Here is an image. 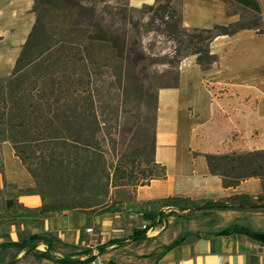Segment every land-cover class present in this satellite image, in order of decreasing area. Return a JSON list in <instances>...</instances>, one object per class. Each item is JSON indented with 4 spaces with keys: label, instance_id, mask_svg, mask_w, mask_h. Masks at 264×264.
Masks as SVG:
<instances>
[{
    "label": "crops",
    "instance_id": "crops-1",
    "mask_svg": "<svg viewBox=\"0 0 264 264\" xmlns=\"http://www.w3.org/2000/svg\"><path fill=\"white\" fill-rule=\"evenodd\" d=\"M155 1L130 0V5ZM258 2V26L214 36L208 48L217 58L210 68H201L196 55L189 54L179 61L173 85L157 89L154 154L156 162L165 166L166 177L134 190L127 186L112 189V197L123 204L121 211L93 215L50 211L36 221L24 216L11 222L0 218V243L36 234L51 243V249L43 241L34 246L39 251L48 249L50 259L31 254L25 262L23 250L9 264L80 261L94 247L110 264H264V237L221 232L237 226L264 234V208L184 209L156 224L137 209L142 202L166 196L216 201L262 194L256 177L224 186L220 176L210 172L205 158L206 153L264 149V0ZM34 3L0 0V81L11 72L29 35L36 17ZM229 4L226 0H181L182 25L214 28L236 21L238 15L230 12ZM0 159V190L6 184L33 186V178L8 141L0 144ZM15 202L29 208L41 204L36 193L21 194ZM86 227L93 231L87 233Z\"/></svg>",
    "mask_w": 264,
    "mask_h": 264
},
{
    "label": "trees",
    "instance_id": "trees-1",
    "mask_svg": "<svg viewBox=\"0 0 264 264\" xmlns=\"http://www.w3.org/2000/svg\"><path fill=\"white\" fill-rule=\"evenodd\" d=\"M226 1L257 15L261 12L258 0ZM34 2L36 17L29 35L11 72L0 81V144L8 141L13 146L15 155L33 178V186L17 188L7 184L13 193L0 207L3 210L0 218L11 222L24 216L36 221L50 211L88 215L121 211L123 204L112 197V189L127 186L134 190L152 179L166 177L165 166L155 160V137L148 149H140L138 157L128 162H114L108 155L105 136L110 134L107 114L112 107L103 98L124 71L126 35L114 32L101 12L97 14L94 7L77 0ZM119 9L118 5H104L102 11L111 17V24L117 15L124 24L126 16ZM148 9L154 10V18L162 19L166 31L177 41L175 54L181 56L179 61L194 54L203 69L210 68L217 58L208 48L214 36L251 28L238 20L214 28H185L177 23L181 16L173 20L176 11L171 0L166 3L156 0ZM165 16L173 21H166ZM205 158L210 172L220 176L224 186L256 177L261 181L262 194L256 198L234 195L216 201L166 196L140 203L137 209L144 218L155 223L164 206L170 207L171 214L173 208H264V149L206 153ZM2 169L0 159V173ZM35 193L41 201L36 208L15 202L21 194ZM235 231L264 237L237 226L221 232ZM37 241L48 243L51 249L43 234L0 243V264L12 263L10 259L23 250L35 258L50 259L48 249H34ZM61 262L81 264L83 261L66 258Z\"/></svg>",
    "mask_w": 264,
    "mask_h": 264
},
{
    "label": "rangeland",
    "instance_id": "rangeland-1",
    "mask_svg": "<svg viewBox=\"0 0 264 264\" xmlns=\"http://www.w3.org/2000/svg\"><path fill=\"white\" fill-rule=\"evenodd\" d=\"M77 1L94 7L97 14L101 12L106 17V23L111 25L114 32L126 35L128 48L123 61L124 71L120 80L111 89L105 91L103 99L112 107L107 114L110 134L105 136L108 155L114 162H128L138 157L137 153L140 149L144 147L148 149L154 141L157 117L156 91L161 86L173 85L175 82L181 57L175 54L178 43L166 31L162 19L154 18V10L148 9V5H153L156 1L135 7L130 5V0ZM159 1L167 2V0ZM180 3L181 0H171V5L176 11L173 20L181 16ZM104 5L120 6L118 12L126 16L125 23L123 24L119 19L120 15H117L114 23L111 24V17L102 11ZM229 10L238 15L240 24L250 27L259 25V16L251 10L236 3L229 4ZM165 19L169 22L173 21L168 20L166 16ZM177 23L182 25L181 20ZM3 188L0 190V207H3L7 197H11L13 193L9 185L6 184ZM173 209L172 214H176L179 210ZM169 210L170 208L161 209L153 224L160 223L168 215H172ZM1 213H3L2 209H0ZM32 257L31 254L26 253L23 259L27 262Z\"/></svg>",
    "mask_w": 264,
    "mask_h": 264
},
{
    "label": "built area",
    "instance_id": "built-area-1",
    "mask_svg": "<svg viewBox=\"0 0 264 264\" xmlns=\"http://www.w3.org/2000/svg\"><path fill=\"white\" fill-rule=\"evenodd\" d=\"M143 228H146V225H142ZM85 231L87 233H91L93 231L92 228L86 227ZM83 262L81 264H110L109 261L107 262L99 253L97 248H92L91 253L85 257L80 259Z\"/></svg>",
    "mask_w": 264,
    "mask_h": 264
}]
</instances>
